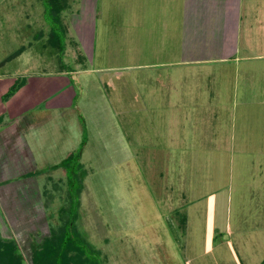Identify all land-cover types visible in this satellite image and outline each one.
Wrapping results in <instances>:
<instances>
[{
    "label": "rangeland",
    "instance_id": "obj_1",
    "mask_svg": "<svg viewBox=\"0 0 264 264\" xmlns=\"http://www.w3.org/2000/svg\"><path fill=\"white\" fill-rule=\"evenodd\" d=\"M183 2L76 1L60 63L46 36L33 40L47 26L39 0H0V96L29 78L23 134L36 141L38 170L20 178L36 184L0 197V237L18 241L29 264L33 239L70 203L60 170L48 168L79 150L91 173L77 225L104 264H264V57L173 68ZM245 3L242 35L261 26L264 54V0ZM3 107L0 98L9 114ZM10 147L3 171L14 178L31 159L18 157L24 141Z\"/></svg>",
    "mask_w": 264,
    "mask_h": 264
},
{
    "label": "crops",
    "instance_id": "obj_2",
    "mask_svg": "<svg viewBox=\"0 0 264 264\" xmlns=\"http://www.w3.org/2000/svg\"><path fill=\"white\" fill-rule=\"evenodd\" d=\"M183 3L185 6V14L182 20L184 30H181L182 48L179 52L182 61L173 62V68L238 64L260 61L264 57L261 49H259L261 43L258 42L256 45L254 43L256 38L258 41L261 38V26L257 27L258 30H253L252 35L254 34V36L251 37L250 35V38H247L246 34L242 35L243 28L247 27L242 23L244 19H247L245 22L248 21V13L242 12L243 9L247 8L245 0H184ZM251 7L250 4V10ZM251 15L259 18L255 13H251ZM22 89L17 93L22 92L21 95L16 94L5 102L9 107L4 108V106L1 113L6 112L7 109L10 113L0 114V118L4 117V120L0 122V159L2 160L0 165V197L2 196L3 200L7 198L6 193L12 188L36 182V179L20 180V178H31L27 175L36 171L33 170L36 167L35 158L33 151L30 150L31 144L36 143V141L33 139L31 142L30 138L27 137L25 140V133L23 134L31 123L23 117L29 108L21 106L24 105L25 98H27V94L24 95ZM6 92L0 96L1 101ZM29 130L31 131L30 128H28ZM22 141H24V149L21 148V154L18 157L22 162V157H28L31 159V163L27 168L25 166L20 174L14 175V178H7L3 170L8 166V161L11 163L13 158L14 149L10 146H17V144L21 146ZM9 171L11 170L9 169ZM33 177L36 178V176ZM10 182L16 184L8 185Z\"/></svg>",
    "mask_w": 264,
    "mask_h": 264
},
{
    "label": "trees",
    "instance_id": "obj_3",
    "mask_svg": "<svg viewBox=\"0 0 264 264\" xmlns=\"http://www.w3.org/2000/svg\"><path fill=\"white\" fill-rule=\"evenodd\" d=\"M76 1L79 0H39L47 31H39L33 40L40 41L46 36L47 39L42 45L43 48L45 50H53L60 63H63L64 57H66L67 40L69 39V25L66 22L65 13L72 11L73 3ZM101 15L102 12L100 10L97 11V16L100 17ZM23 50L26 51L25 47H22V50H19L16 55H10L8 60L11 62L23 53ZM62 72L72 73L73 71L62 67V70L57 73ZM29 81L26 76L18 77L3 95L2 101H9L22 88L27 86ZM3 120L4 117H1L0 122ZM82 156V150L71 151L60 165L48 168L49 171L60 170L61 178L59 182L63 183L66 181L68 189L65 192V196L70 203L67 208L63 206L60 210L59 224L56 229L52 228L50 235L44 237L40 242L35 239L31 242L32 264H104L105 258L101 250L96 249L87 241L77 225V211L81 206L80 200L86 187V180L91 173V170L87 169L82 162ZM37 173L38 170L28 174L27 177L37 176ZM52 179L50 177V180ZM57 187L58 184L55 185L56 190L58 189ZM44 193L46 198L47 195H52L48 189H45ZM51 197L47 198V200L51 201L54 196ZM0 264H29L18 241L14 239L6 241L0 237Z\"/></svg>",
    "mask_w": 264,
    "mask_h": 264
}]
</instances>
